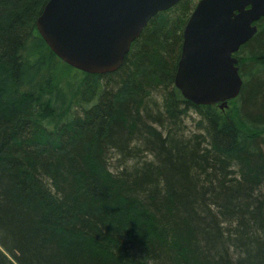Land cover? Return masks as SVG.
<instances>
[{"label": "trees", "instance_id": "16d2710c", "mask_svg": "<svg viewBox=\"0 0 264 264\" xmlns=\"http://www.w3.org/2000/svg\"><path fill=\"white\" fill-rule=\"evenodd\" d=\"M47 1L0 0V264H264V18L220 110L173 84L199 0L153 16L115 72L64 81Z\"/></svg>", "mask_w": 264, "mask_h": 264}, {"label": "water", "instance_id": "95a60500", "mask_svg": "<svg viewBox=\"0 0 264 264\" xmlns=\"http://www.w3.org/2000/svg\"><path fill=\"white\" fill-rule=\"evenodd\" d=\"M180 0H48L36 31L64 64L91 75L118 70L149 20ZM264 18V0H199L187 20L173 84L184 100L224 109L242 87L235 55Z\"/></svg>", "mask_w": 264, "mask_h": 264}, {"label": "rangeland", "instance_id": "374dc122", "mask_svg": "<svg viewBox=\"0 0 264 264\" xmlns=\"http://www.w3.org/2000/svg\"><path fill=\"white\" fill-rule=\"evenodd\" d=\"M40 51L43 53V55H46L45 49L43 50L41 49ZM54 77L55 79L58 78L60 81H64L65 79H70V80H75L77 78L79 79L81 76L79 75L77 70L70 69L68 68V65H65L64 63L59 62V64L57 65V68H55ZM229 107L231 106L227 105L225 109H229ZM221 110H224V109H221Z\"/></svg>", "mask_w": 264, "mask_h": 264}]
</instances>
